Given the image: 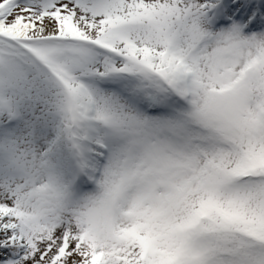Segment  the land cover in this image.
<instances>
[{
	"label": "snow or ice",
	"instance_id": "1",
	"mask_svg": "<svg viewBox=\"0 0 264 264\" xmlns=\"http://www.w3.org/2000/svg\"><path fill=\"white\" fill-rule=\"evenodd\" d=\"M0 264H264V0H0Z\"/></svg>",
	"mask_w": 264,
	"mask_h": 264
}]
</instances>
